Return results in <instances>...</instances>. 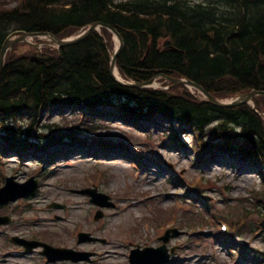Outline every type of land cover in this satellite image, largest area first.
<instances>
[{
	"label": "trees",
	"instance_id": "trees-1",
	"mask_svg": "<svg viewBox=\"0 0 264 264\" xmlns=\"http://www.w3.org/2000/svg\"><path fill=\"white\" fill-rule=\"evenodd\" d=\"M95 23L123 36L117 66L124 79L185 78L219 99L264 91V0H17L0 8V51L15 31L64 39ZM109 34L101 28L62 49L8 53L0 77V147L23 154L31 147L77 139L81 128L98 131L92 120L102 116L115 115L138 127L158 117L191 128L201 157L222 150L264 165L260 106L217 107L183 86L182 95L122 86L110 73ZM68 109L86 111L91 125L60 128L40 122L43 115ZM177 132L171 129L167 135ZM259 200L264 232V192Z\"/></svg>",
	"mask_w": 264,
	"mask_h": 264
},
{
	"label": "rangeland",
	"instance_id": "rangeland-1",
	"mask_svg": "<svg viewBox=\"0 0 264 264\" xmlns=\"http://www.w3.org/2000/svg\"><path fill=\"white\" fill-rule=\"evenodd\" d=\"M16 3L0 0V8ZM109 38L113 51L117 38L113 33ZM33 47L39 51L57 48L48 38L35 37L15 44L12 53H30ZM154 87L172 95H182L185 90L160 79ZM186 89L204 100L196 89ZM237 96L222 101L232 102ZM252 105L260 106L264 115L260 96ZM81 114L54 112L44 123H56L60 128L90 123ZM97 120H92L93 126L98 124L99 132L109 140L103 145L69 140L43 152L26 150L22 156L6 154L1 146L0 188L7 177L18 183L34 177L40 188L35 196L0 206V216L11 218L10 224L0 226V264H77L50 262L42 247L26 253L12 237L90 253L89 260L79 264H130L132 249L159 248L163 245L159 239L168 229L179 232L167 243L168 264H264V232H259L262 225L257 213L263 205L259 200L264 192L263 164L223 152L198 160L195 132L163 118L144 121L143 127L115 115ZM171 129L179 131L176 142L165 135ZM55 152L59 157L52 160ZM87 188H97L115 203L114 208L101 210L99 221L95 220L99 208L82 194ZM223 223L227 233L222 232ZM235 227L238 232L230 233ZM81 233L94 240L80 241ZM107 252L112 256L108 260L96 256ZM186 254L194 257L185 261Z\"/></svg>",
	"mask_w": 264,
	"mask_h": 264
},
{
	"label": "water",
	"instance_id": "water-1",
	"mask_svg": "<svg viewBox=\"0 0 264 264\" xmlns=\"http://www.w3.org/2000/svg\"><path fill=\"white\" fill-rule=\"evenodd\" d=\"M99 27H106L109 29L117 38V45L115 48V51L111 57V65H110V73L112 78L122 85H125L127 87H148L155 84L156 79H153L149 82H143V83H133L126 81L122 78H119L118 74H115V71H117L116 63L117 58L122 52L124 48V39L122 35L119 33L118 30L115 28L104 25L102 23H95L92 24L84 33L81 35L60 40L56 36L49 34V33H27L24 31H18L13 33L4 43L2 50L0 52V76L2 74V71L4 69L5 64V57L8 53V51L13 47L16 43H25L28 42L30 39H33L35 37H46L51 40L52 45L63 48L66 46H70L73 44H76L82 40H85L94 30H97ZM38 47V46H37ZM169 81L173 83V85H187L194 87L195 89L199 90L202 94H204L208 102L219 106V107H233L237 106L243 103H249L251 102L256 96L263 95L264 91H252L248 94L240 95L237 99H235L232 102L226 103L218 100L208 92H206L201 86L197 85L196 83L184 79H174V78H167ZM39 184L35 181L34 178L30 179L27 183L24 184H18L14 181V178H7L6 180V186L3 189H0V204H7L13 201H16L19 198L23 197H30L36 194L38 191ZM83 194H87L91 197V202L101 206V207H111L113 206L111 203H109L110 198L104 194L98 193L97 189H88L85 191H82ZM103 216L102 212H99V215L96 217V219H100ZM10 223V219L7 217H0V225H6ZM80 238L82 241L85 240H93L89 237L88 234H81ZM169 240V236L164 238V241L167 242ZM13 241L23 245L27 251H32L35 247L42 246L44 247L45 251L44 254H46L51 260L55 261L58 259H72V260H80L81 258H88V254L78 253L74 252L70 249H59V248H53L49 245L43 244V243H37V242H29L26 240H22L19 238H13ZM169 260V256L167 254L166 247L163 246L159 249L154 248H147L143 251L137 249L132 252L131 256V262L132 264H165Z\"/></svg>",
	"mask_w": 264,
	"mask_h": 264
},
{
	"label": "bare ground",
	"instance_id": "bare-ground-1",
	"mask_svg": "<svg viewBox=\"0 0 264 264\" xmlns=\"http://www.w3.org/2000/svg\"><path fill=\"white\" fill-rule=\"evenodd\" d=\"M112 53H113V51H110V54L112 55ZM115 74L117 75L118 74V72L117 71H115ZM158 77H163V78H173V77H170V76H166L165 74H162V75H160V76H158ZM119 78H121V77H119ZM154 79V78H153ZM153 79H151V80H153ZM150 80V81H151ZM127 81H129V82H133V83H139V82H136V81H132V80H127ZM149 82V81H148ZM120 84V83H119ZM120 85H122V84H120ZM122 86H125V85H122ZM125 87H127V86H125ZM214 105V104H213ZM216 106V105H215ZM217 107H219V106H217ZM223 108V107H222ZM44 120H45V115H43L42 116V122H44ZM187 255V257L185 258V261H190L194 256L193 255H191V254H186ZM96 256H98V257H102L101 258V260L102 261H104V260H108L110 257H112L111 255H110V252H107V253H96ZM63 261V260H62ZM77 264H79V263H77Z\"/></svg>",
	"mask_w": 264,
	"mask_h": 264
}]
</instances>
